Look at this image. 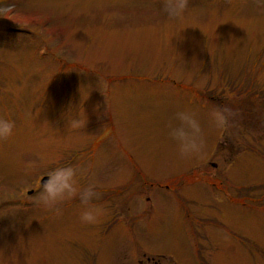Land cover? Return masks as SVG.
<instances>
[{
  "label": "rangeland",
  "instance_id": "374dc122",
  "mask_svg": "<svg viewBox=\"0 0 264 264\" xmlns=\"http://www.w3.org/2000/svg\"><path fill=\"white\" fill-rule=\"evenodd\" d=\"M181 110L203 159L168 135ZM0 118V264H264V0H190L175 19L162 0H0ZM69 165L97 186L96 225L78 200L36 203Z\"/></svg>",
  "mask_w": 264,
  "mask_h": 264
},
{
  "label": "clouds",
  "instance_id": "9594fccd",
  "mask_svg": "<svg viewBox=\"0 0 264 264\" xmlns=\"http://www.w3.org/2000/svg\"><path fill=\"white\" fill-rule=\"evenodd\" d=\"M190 6V0H162V8L170 19L182 16ZM239 115L227 104L213 108L209 118L217 129L226 130L231 121ZM80 118L72 117L69 128L81 126ZM15 122L0 118V141H7L14 134ZM169 137L175 142L177 153L181 159H203L206 155V138L200 120L190 110L177 111L174 121L168 125ZM84 172L74 166H62L52 169L48 179L40 185L36 203L48 211L60 214L62 205L78 200L81 212L80 221L85 225H96L105 215L103 206L96 203L100 198L97 186L93 183L80 187L78 177Z\"/></svg>",
  "mask_w": 264,
  "mask_h": 264
},
{
  "label": "water",
  "instance_id": "95a60500",
  "mask_svg": "<svg viewBox=\"0 0 264 264\" xmlns=\"http://www.w3.org/2000/svg\"><path fill=\"white\" fill-rule=\"evenodd\" d=\"M47 179H48V175H45V176L41 179V184H42L44 181H46ZM29 192H32V190L29 191Z\"/></svg>",
  "mask_w": 264,
  "mask_h": 264
},
{
  "label": "trees",
  "instance_id": "16d2710c",
  "mask_svg": "<svg viewBox=\"0 0 264 264\" xmlns=\"http://www.w3.org/2000/svg\"><path fill=\"white\" fill-rule=\"evenodd\" d=\"M14 29H19V28H15V27H13V30H14ZM215 97H216L217 99H220L221 96H215Z\"/></svg>",
  "mask_w": 264,
  "mask_h": 264
}]
</instances>
